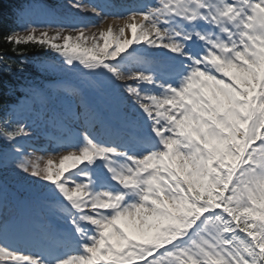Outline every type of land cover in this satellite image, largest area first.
<instances>
[{"label": "snow or ice", "instance_id": "snow-or-ice-1", "mask_svg": "<svg viewBox=\"0 0 264 264\" xmlns=\"http://www.w3.org/2000/svg\"><path fill=\"white\" fill-rule=\"evenodd\" d=\"M120 7L86 35L32 0L0 34V170L45 209L0 183V264H264V0ZM30 52L54 63L13 85Z\"/></svg>", "mask_w": 264, "mask_h": 264}, {"label": "trees", "instance_id": "trees-1", "mask_svg": "<svg viewBox=\"0 0 264 264\" xmlns=\"http://www.w3.org/2000/svg\"><path fill=\"white\" fill-rule=\"evenodd\" d=\"M16 1L17 0H0V34H6L11 28L16 27V24L14 22L15 15L12 11L13 8L16 9L17 6ZM46 1L56 3L62 9L70 8V4L65 0H46ZM7 54L11 56V53H7ZM28 55L30 59H33L34 63L28 66L29 73H26L24 75L17 74L16 78L14 79L9 78L10 83H12L13 85H15V81L17 80H24L25 78H31V75H34L36 73V70L41 68L40 62H42L43 58L47 57L44 53H36V52H30ZM13 59H18V58L13 57ZM47 76L48 75H46V77ZM8 97H4L0 99V103H6Z\"/></svg>", "mask_w": 264, "mask_h": 264}, {"label": "rangeland", "instance_id": "rangeland-1", "mask_svg": "<svg viewBox=\"0 0 264 264\" xmlns=\"http://www.w3.org/2000/svg\"><path fill=\"white\" fill-rule=\"evenodd\" d=\"M85 10H86V8H85ZM54 15L55 14L52 13V16H54ZM52 16H48V17L52 18ZM97 16L101 17V18L96 17L93 19H99L98 25L90 26L89 28L85 29L86 35H91L93 33L99 34V32H101V31H107L110 25L112 26L113 31L115 32L118 30V28L120 26H122L124 24V20H122V19H117L114 17L102 15L101 13H99V15H97ZM54 19L63 20V21H67V22H72V20H73V21H76L78 25H82L83 27H86L87 24H89L88 23L89 19H85L83 16H79V15H76V16L71 15V17H68V18L58 16V18H54ZM51 34L52 33H50V35ZM72 35H75V33H72Z\"/></svg>", "mask_w": 264, "mask_h": 264}]
</instances>
